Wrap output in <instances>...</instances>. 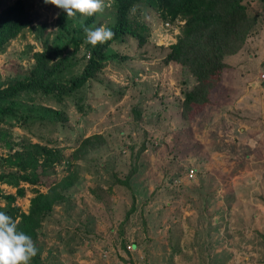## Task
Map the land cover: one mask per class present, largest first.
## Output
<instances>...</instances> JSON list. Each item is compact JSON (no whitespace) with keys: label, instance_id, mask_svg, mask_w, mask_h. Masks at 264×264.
<instances>
[{"label":"rangeland","instance_id":"obj_1","mask_svg":"<svg viewBox=\"0 0 264 264\" xmlns=\"http://www.w3.org/2000/svg\"><path fill=\"white\" fill-rule=\"evenodd\" d=\"M15 1L0 0V10ZM21 1L32 24L0 51V87L26 73L43 50L69 59L60 81L79 74L93 46L76 30L88 16L68 18L62 30L54 5ZM243 4L255 25L242 47L224 57L211 101L186 119L180 104L194 79L164 62L184 21L163 19L156 6L132 12L144 26L143 45L128 36L110 44L102 70L74 95L57 100L27 91L12 100V114L1 117L0 172L44 167L38 147L59 157L45 166L41 185H20L21 211L32 189L44 193L51 182L76 177L32 238L38 253L29 264H264V0ZM106 5L89 27L112 28L115 4ZM71 37L81 41L77 51ZM94 134L103 145L72 159ZM215 186L222 199L212 204ZM0 193L15 188L0 184Z\"/></svg>","mask_w":264,"mask_h":264},{"label":"trees","instance_id":"obj_2","mask_svg":"<svg viewBox=\"0 0 264 264\" xmlns=\"http://www.w3.org/2000/svg\"><path fill=\"white\" fill-rule=\"evenodd\" d=\"M115 4V22L111 30L115 33L112 40L92 47L81 72L66 82L59 76L70 65L67 57H62L57 49L35 52L33 63L26 73L0 87V123L1 117L13 112L12 100L20 93L37 91L42 95L57 100L74 95L86 83L94 78L104 67L107 47L128 36L137 41L138 46L144 43V26L138 24L131 16L133 7L142 5L144 8L157 7L160 16L169 22L182 19L183 29L176 42L169 46L164 58L165 63L174 62L180 65L194 79L191 89L183 93L181 117L186 119L194 106L209 103V96L219 82L222 71L226 68L223 59L235 54L245 43L255 18L249 17L243 0H112ZM58 9V8H57ZM94 15L88 16L83 25L93 22ZM68 20L66 12L58 9L56 18L60 29L66 30ZM32 24L30 14L21 0L0 10V51L11 40L15 39ZM83 28L76 32H82ZM73 51H77L81 41L71 37ZM51 61L52 63H50ZM81 107H79L80 110ZM53 115L60 122L63 116L58 112ZM6 131L0 127V144L5 141ZM104 143L100 134L84 138L73 151L72 159L77 160L85 154L99 148ZM143 150V148L141 149ZM38 154L43 157L44 167L41 171L28 170L24 166L0 172V184L15 188L14 194L0 193V211H4L13 219L18 220V230L36 237L38 230L53 206L65 199L66 192L75 184V172L69 173L59 181H53L44 193L37 188L32 189L33 197L29 201L27 212L21 211L16 204L17 198L25 195L21 184L33 187L42 184L45 166L55 165L59 161L58 153L46 147H38ZM19 166V165H18ZM135 173L131 169L124 183ZM133 208L129 211L132 212ZM129 214V213H128Z\"/></svg>","mask_w":264,"mask_h":264},{"label":"clouds","instance_id":"obj_3","mask_svg":"<svg viewBox=\"0 0 264 264\" xmlns=\"http://www.w3.org/2000/svg\"><path fill=\"white\" fill-rule=\"evenodd\" d=\"M45 3L62 9L68 18H73L77 14L92 16L110 6L106 5V0H45ZM131 11L134 13L135 7ZM81 26L86 35L85 43L93 47L112 40L115 35L105 26L92 28L83 25V22ZM18 223V220L0 211V264H29L38 253L32 238L18 230Z\"/></svg>","mask_w":264,"mask_h":264},{"label":"crops","instance_id":"obj_4","mask_svg":"<svg viewBox=\"0 0 264 264\" xmlns=\"http://www.w3.org/2000/svg\"><path fill=\"white\" fill-rule=\"evenodd\" d=\"M225 69H226V68H225ZM223 72H224V70L222 71V73H221V75H220L219 82L217 83L216 87H217L219 84H221L222 77H223ZM216 87L212 90V92H211V94H210V96H209V102L211 101V96L214 94ZM241 92H242V91L237 92L238 96L242 95ZM238 96H237V97H238ZM221 192H222V191H221V188L218 189V187L215 186L214 191H213V199H211L212 204H214V203H216L218 200L222 199V196H220V195L222 194Z\"/></svg>","mask_w":264,"mask_h":264},{"label":"built area","instance_id":"obj_5","mask_svg":"<svg viewBox=\"0 0 264 264\" xmlns=\"http://www.w3.org/2000/svg\"><path fill=\"white\" fill-rule=\"evenodd\" d=\"M165 26H168V23H166ZM262 78H264V75L262 76ZM193 176H194V171H193V170H190V171L188 172V177H189V178H193Z\"/></svg>","mask_w":264,"mask_h":264}]
</instances>
